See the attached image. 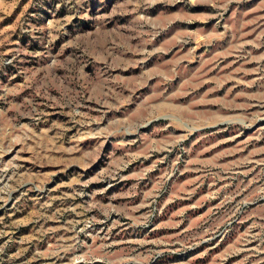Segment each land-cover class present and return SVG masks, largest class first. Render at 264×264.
Returning <instances> with one entry per match:
<instances>
[{
	"label": "rangeland",
	"instance_id": "1",
	"mask_svg": "<svg viewBox=\"0 0 264 264\" xmlns=\"http://www.w3.org/2000/svg\"><path fill=\"white\" fill-rule=\"evenodd\" d=\"M0 264H264V0H0Z\"/></svg>",
	"mask_w": 264,
	"mask_h": 264
}]
</instances>
